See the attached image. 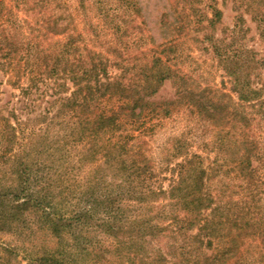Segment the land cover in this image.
Returning a JSON list of instances; mask_svg holds the SVG:
<instances>
[{"label": "rangeland", "instance_id": "1", "mask_svg": "<svg viewBox=\"0 0 264 264\" xmlns=\"http://www.w3.org/2000/svg\"><path fill=\"white\" fill-rule=\"evenodd\" d=\"M213 41L243 55L251 88L264 86V0H0V152L12 150L0 157L10 191L0 199V264H30L58 243L70 264H127L110 237L91 233L101 240L93 248L77 225L57 238L46 219L93 206L126 178L157 199L125 200L127 212L165 227L138 242V258L160 250L166 264H264V89L241 100ZM120 105L116 121L96 127ZM243 133L257 145L254 181L236 173ZM13 151L29 166L25 196L46 195L21 216ZM189 159L207 172L201 215L213 220L200 231L169 197Z\"/></svg>", "mask_w": 264, "mask_h": 264}, {"label": "trees", "instance_id": "2", "mask_svg": "<svg viewBox=\"0 0 264 264\" xmlns=\"http://www.w3.org/2000/svg\"><path fill=\"white\" fill-rule=\"evenodd\" d=\"M139 12L140 9L138 8ZM221 12L218 9L213 10V16L216 19L220 18ZM209 23H213L212 20ZM213 46L215 54L219 57L220 61L223 62V67L227 73L232 77L235 86L236 92L239 94V97L243 101H250L253 99H258L259 95L264 89V86L259 88H251L249 82L250 67L246 64V61L241 54L237 52H232L231 55L227 53V50L216 45V41H213ZM160 79V77L158 78ZM155 91V90H153ZM140 99V98H139ZM259 103L263 101L258 100ZM143 100L139 105H146L147 101L142 104ZM153 103V102H152ZM137 106L136 100L133 102L132 109ZM210 105L208 107L202 106V110H205L210 117L215 115V109ZM125 105H120L116 109H113L107 116L103 117L96 127L99 129H104L110 126V124L122 113ZM3 119L0 117V142L5 140L6 132L4 129ZM13 129V128H12ZM243 137L241 140V150L242 153L239 155L238 161L236 163V173L242 178L248 181L249 179L254 181V172L255 170L250 167V158H251V149H256V142L250 141ZM252 144V146H251ZM12 152L11 149H6L4 153ZM0 152V157L2 153ZM10 157H13L17 163L13 173L17 174L18 183L15 185L12 191V196L15 198L12 202H15V214L22 215V211L30 210L32 208L39 209L43 207L46 195L33 196L26 195L28 188L26 183L29 182V166L25 164L27 161L22 159L19 153L13 151L12 154H9ZM178 173L177 179L173 181L172 185L169 188V197L176 205H179L182 210H184L185 217L183 220L187 224L197 223L199 224L200 229H208V226L212 222V218L209 219L207 216L201 215V209L209 206L210 196H206L205 192V181L204 178L207 177L206 169L202 167L201 163L195 160H185L177 164ZM122 170H126L125 167ZM122 185L125 189L122 191H116L115 193H104L98 199H94L95 204L88 206L86 209L74 212L70 216L57 215L52 213L50 216L47 213V223L51 226L52 231L55 233V236L59 238L60 233L63 232L67 227L80 226L83 235L82 238L86 242H91L92 235L91 233L104 234L112 239L114 243V248L119 251H124L126 255L127 264H166V258L160 253L154 256L143 255L142 257H137V252L140 250L138 242L143 241L147 237L150 238L155 233L165 232V227H160L159 225L152 224V217H145L144 215H134L133 213L127 212L126 205H123V201L128 200L134 202L139 206L143 205H152V202L157 199L154 197L156 193L152 189L145 188L142 184L137 183L138 185L133 184L132 181L128 178L123 179ZM119 187V186H118ZM0 186V199L4 198L6 193L10 192L9 189H1ZM138 188V192L136 189ZM118 189V188H117ZM142 189H146L143 191ZM164 192V191H163ZM21 197L22 201H17ZM155 198V199H154ZM3 201V200H0ZM138 209V206H136ZM214 209V208H213ZM130 212V211H129ZM2 211L0 210V222L4 223V220L1 215ZM97 216V217H95ZM171 220L176 222L177 215H171ZM45 219V220H46ZM175 220V221H174ZM229 217L224 219V222L231 221ZM234 222H236L234 220ZM263 222V220H261ZM219 223V221L217 222ZM221 223V222H220ZM246 227L249 226V221L243 219L241 222ZM170 231V229L168 230ZM210 232V231H209ZM206 235L208 236L209 233ZM96 234V235H97ZM95 235V241L91 242V246L96 247L100 241ZM199 235V234H198ZM59 243L52 244L49 250L43 251L42 254L35 256L30 260V264H70L59 252ZM82 250V249H81Z\"/></svg>", "mask_w": 264, "mask_h": 264}]
</instances>
